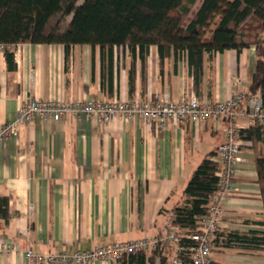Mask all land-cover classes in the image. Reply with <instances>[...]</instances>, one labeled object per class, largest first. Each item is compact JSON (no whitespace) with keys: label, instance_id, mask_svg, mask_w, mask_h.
Masks as SVG:
<instances>
[{"label":"crops","instance_id":"1","mask_svg":"<svg viewBox=\"0 0 264 264\" xmlns=\"http://www.w3.org/2000/svg\"><path fill=\"white\" fill-rule=\"evenodd\" d=\"M7 53L0 52V131L30 97L226 101L234 90L249 92L257 63L254 47L206 54L197 87L187 54L173 47L74 45L68 53L61 44H18L12 66ZM240 124L245 162L224 205L215 264H264V249L224 245L230 234L264 232L257 224L264 220L257 164L264 128ZM226 125L210 119L156 131L139 120L67 118L21 127L0 147V246L18 249L1 253L0 264H33L29 249L71 253L161 236L196 169L224 143ZM161 255L147 254L145 264H169Z\"/></svg>","mask_w":264,"mask_h":264},{"label":"trees","instance_id":"2","mask_svg":"<svg viewBox=\"0 0 264 264\" xmlns=\"http://www.w3.org/2000/svg\"><path fill=\"white\" fill-rule=\"evenodd\" d=\"M0 0V43L128 46L187 54L198 87L204 56L254 47L255 72L249 88L264 102V0ZM10 66L14 56L7 53ZM245 132L242 130V139ZM210 153L191 177L185 202L173 210V224L183 234L197 229L196 217L207 211L208 198L219 188L220 163ZM264 200V158L257 161ZM6 201L2 213L7 217ZM264 227V220L257 223ZM217 240V238H216ZM215 240V244H216ZM264 249V232L230 234L224 245ZM138 257L145 264L146 254ZM124 259V260H125ZM187 264H189L187 262Z\"/></svg>","mask_w":264,"mask_h":264},{"label":"built area","instance_id":"3","mask_svg":"<svg viewBox=\"0 0 264 264\" xmlns=\"http://www.w3.org/2000/svg\"><path fill=\"white\" fill-rule=\"evenodd\" d=\"M15 45L0 43V52H11ZM67 118H97L104 123L117 120H139L156 131L166 130L171 123H206L210 119H225V141L217 150L220 163L218 190L209 196L207 211L197 216V229L188 234L173 224L174 215L165 232L155 238L116 242L90 250L40 254L31 249L25 252L33 264H95L120 263L125 257L137 254H162L169 264H215V240L224 215V205L234 194L238 170L245 162L240 124L246 119L249 125L264 128V102L261 96L234 90L226 101L208 102L192 95L181 102L166 98L102 101L94 98L79 100L39 99L30 97L20 106L14 122L5 124L0 131V147L12 137L19 135L23 126L36 121L58 122ZM2 219H0V227ZM18 249L0 246L3 252Z\"/></svg>","mask_w":264,"mask_h":264},{"label":"rangeland","instance_id":"4","mask_svg":"<svg viewBox=\"0 0 264 264\" xmlns=\"http://www.w3.org/2000/svg\"><path fill=\"white\" fill-rule=\"evenodd\" d=\"M202 0H199L198 3L196 4L195 8L193 9V11H197V9L199 8L200 4H201Z\"/></svg>","mask_w":264,"mask_h":264}]
</instances>
